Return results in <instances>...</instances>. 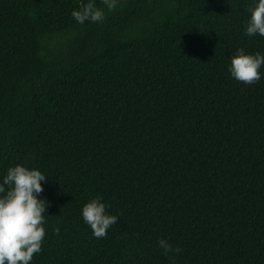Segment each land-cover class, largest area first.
<instances>
[{"label":"trees","instance_id":"16d2710c","mask_svg":"<svg viewBox=\"0 0 264 264\" xmlns=\"http://www.w3.org/2000/svg\"><path fill=\"white\" fill-rule=\"evenodd\" d=\"M87 2L0 0V183L47 177L31 264H264V65L229 72L264 55L258 0H118L80 24ZM97 197L118 218L99 239Z\"/></svg>","mask_w":264,"mask_h":264},{"label":"clouds","instance_id":"9594fccd","mask_svg":"<svg viewBox=\"0 0 264 264\" xmlns=\"http://www.w3.org/2000/svg\"><path fill=\"white\" fill-rule=\"evenodd\" d=\"M101 3L103 8L98 7L95 0H88L80 10H73L71 15L80 24L85 21L102 22L105 9L114 11L118 0H101ZM249 12L246 34L264 36V0L250 6ZM262 65L264 55L247 54L240 48L231 57L229 72L235 80L251 85L261 79ZM46 178L40 170L22 165L10 167L3 177L0 183V264H31L34 255L41 251L45 237L46 203L38 195L44 190L41 182ZM82 217L98 239L106 237L108 229L118 219L106 213V205L99 197L83 206ZM54 231L59 234V228ZM158 244L165 254L181 251L179 247L173 249L164 238L159 239Z\"/></svg>","mask_w":264,"mask_h":264}]
</instances>
